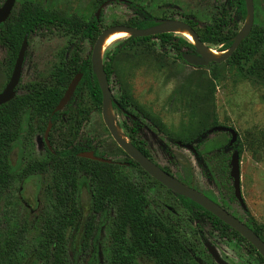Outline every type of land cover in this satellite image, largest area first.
Masks as SVG:
<instances>
[{
  "label": "rangeland",
  "instance_id": "rangeland-1",
  "mask_svg": "<svg viewBox=\"0 0 264 264\" xmlns=\"http://www.w3.org/2000/svg\"><path fill=\"white\" fill-rule=\"evenodd\" d=\"M20 1L15 0L12 12L17 11ZM29 1L65 17H79L84 21L96 14L102 4V0ZM134 1L154 16L163 18V22L177 20L200 26L211 23L217 17L225 0ZM3 2L4 0H0V4ZM253 12V26L264 30V0H253ZM130 15V10L123 4L110 2L105 3L98 13L103 30L128 26ZM245 24L246 20L240 23L235 31L241 30ZM172 34L181 36L175 32ZM127 37L117 41L101 54L103 63L108 61L115 46ZM79 41L73 32L57 27L34 33L25 52L26 60L18 93H25L27 83L42 84L49 80L52 71L68 61L75 43ZM80 46L79 54L81 59H84L90 54L92 45L88 40H84L80 42ZM4 54V48L0 46V64ZM220 55L217 52L210 57ZM111 67L109 86L112 95L118 99L124 94L129 103L127 112L142 122L141 132H131L135 140L143 143L150 154V160L161 167H168L174 177L197 189L244 222L246 216L243 209L233 197L232 179L229 173L220 170L222 160L227 157L230 159L236 149L245 209L257 224H264V59L254 63V73L239 71L236 66L229 64L214 69L215 76L212 77L211 68H197L182 62L170 45H162L154 38L148 42L121 48L114 56ZM197 70L205 71L213 82L212 115L206 121V129L211 124L234 129L237 139L230 146V137L225 131H209L205 137L197 139L200 117L195 108L189 105L190 101L185 94L175 93L181 87L191 91L194 89V82L198 80ZM4 83L5 76L0 68V88ZM203 91L204 86L200 85L199 92ZM82 95L83 97L79 94L73 95L64 107L63 117L53 129L50 127L48 139L51 148H66L73 142L86 138L105 157L123 162L128 156L109 135L101 109L91 106L87 96L84 93ZM80 100L88 107L89 117L82 123L76 135L74 123L68 118V113L74 110ZM109 112V118L119 128L120 135L130 143L120 128L121 124L130 127L128 118L114 110ZM22 119L24 118H16L8 126L9 132H14L20 137L21 144H7L10 148V162L17 166V170L0 195V264H50L44 235L47 221H53L54 217L57 219L59 214L57 201L46 187L52 181L51 174L45 171L39 176L36 173L28 176L24 172L27 165L43 159L44 124L32 117L28 121L29 125L24 127ZM171 136L181 138L185 144L197 146L201 153L200 160L197 161L188 149L174 146L169 141ZM188 140L192 142H186ZM233 145L240 147V150ZM121 172L128 180L142 188L148 201V211L174 230L193 264H219L210 256L205 243L216 249L224 264H263L246 242L238 241L235 237H220L208 228L198 232L174 192L154 184L137 169L126 166L121 168ZM78 197L83 206L88 204L86 186L79 189ZM113 218L114 210H110L98 235L97 258L100 264H109V232ZM262 236L264 238V229ZM89 253L88 251L79 263L87 264ZM133 264L155 263L139 259Z\"/></svg>",
  "mask_w": 264,
  "mask_h": 264
},
{
  "label": "trees",
  "instance_id": "trees-1",
  "mask_svg": "<svg viewBox=\"0 0 264 264\" xmlns=\"http://www.w3.org/2000/svg\"><path fill=\"white\" fill-rule=\"evenodd\" d=\"M104 2L121 3L126 6L131 12L128 26L149 28L163 22V18L154 16L134 0L101 1V3ZM246 16L244 0H225L219 8L217 17L211 23L198 26L196 23L190 22L189 25L201 43L207 48L220 52L229 48L238 33L235 29L245 20ZM52 27L67 29L77 35L80 41L75 43L68 61L52 72L53 83L49 87H41V84L36 82L31 83L26 94L16 96L9 102L0 105V195L17 170V166L10 162V148L7 145L10 142H13L12 145L21 144L20 137L8 130V126L14 119L23 117L25 127L29 125L28 121L32 117L36 118L39 122H43V130L48 120H51L55 125L56 118L65 110L53 114L52 111L76 73H81L82 77L74 96L79 94L83 97L82 93H84L91 106L101 108L102 105V94L96 74L90 64V54L84 59H81L79 54L80 42L88 40L93 45L102 32L101 21L96 19L95 15L84 21L79 17H65L55 11H49L29 0H21L17 11L11 12L8 19L0 24V42L7 46L8 68L11 69L25 35L29 37ZM154 38L158 39L162 45H170L177 58L182 62H184L182 52L197 53V48L191 42L183 36H174L172 33L145 37L129 35L115 46L108 61L104 63L107 77L110 78L112 74V61L121 48L148 42ZM263 59L264 30L261 27L253 26L249 34L225 62L212 61L206 67L212 69V77L215 76L214 69L229 64L236 66L239 71L254 73V63L263 61ZM196 72L198 80L194 82V89L191 91L190 89H181V87L175 93L185 94L191 102L189 105L194 107L199 115L201 121L196 138L200 140L209 131H212L215 125L211 124L206 129V121L212 115L213 90L211 83L213 82L205 71L197 70ZM200 85L204 86L202 93L199 92ZM128 105V99L124 94L111 102V108L117 113H121L122 109L126 110ZM69 116L74 123V133L78 135L82 122L88 119V107L80 100ZM128 120L130 130L128 131L126 127L120 128L130 143L151 159L143 143L135 140L131 132V130L139 132L142 126L139 118L134 119L132 116H128ZM24 127L22 126L21 129ZM169 141L174 146L183 147L185 145V141L179 137L171 136ZM186 142L191 143L192 140ZM233 146L240 150V147ZM193 147L196 151L194 157L199 161L201 153L197 146ZM20 149L22 150L21 147ZM87 150H93L95 155L105 157L86 138L57 150H49L45 144L43 159L30 163L24 171L28 176L35 173L39 176L45 171L51 174L52 181L46 187L57 201L59 214L57 219L54 217L53 221H47L44 235L50 264H81L80 260L88 251L90 256L87 264H100L97 258L98 235L110 210H114V218L109 232V264H133L135 260L139 259L150 260L155 264H193L174 230L158 216L148 211V201L142 188L128 180L122 174L121 168L128 166L137 169L154 184L165 187L151 178L129 157L123 162L113 160L110 163H105L78 156V153ZM162 168L171 174L168 167ZM228 168L229 157L220 163L221 172L229 173ZM203 174L208 175L206 172ZM82 186H86L88 189L89 201L86 206L82 205L78 197L79 189ZM175 195L186 209L190 220L195 223L198 232H203L205 228H208L210 232H216L220 237H235L238 241L246 242L264 264V258L255 247L235 229L189 198L179 194ZM243 212L246 216L244 222L264 241L262 236L264 224H257L248 210L243 209ZM9 264L25 263L12 262Z\"/></svg>",
  "mask_w": 264,
  "mask_h": 264
},
{
  "label": "water",
  "instance_id": "water-1",
  "mask_svg": "<svg viewBox=\"0 0 264 264\" xmlns=\"http://www.w3.org/2000/svg\"><path fill=\"white\" fill-rule=\"evenodd\" d=\"M15 0H4V2L0 5V23H3L8 18L9 14L11 13V10L14 6ZM246 4V11H247V17H246V24L245 26L238 32L234 40L232 41L230 47L227 49L226 52H220L222 53L218 57H210L205 53V50L207 47L199 41L197 38L194 30L190 27V25L177 21V20H169L166 22H161L160 24L156 26H152L149 28H135L131 26H116L113 28H107L104 29L97 39L95 40L91 53H90V64L93 69V71L96 74L101 94H102V105H101V113H102V119L103 122L110 133L111 137L115 141V143L118 145V147L133 161H135L140 168L146 172L151 178L156 180L158 183H160L162 186H164L166 189L174 192L175 194H179L181 196L187 197L190 200L194 201L198 205H200L202 208L210 212L212 215L217 217L219 220L224 222L225 224L229 225L231 228L235 229L238 233H240L255 249L258 251V253L264 258V241L250 228L247 226V224L234 215H232L230 212H228L226 209L221 207L216 202L212 201L208 197H206L204 194H202L197 189L186 185L173 175L169 174L168 172L164 171L161 167H159L157 164L153 163L148 157H146L141 151H139L133 144L127 142L124 137H122L119 133V128L117 125L110 120V118L107 117V112L111 109V102L114 101L112 97L111 90L109 88V83L106 77V73L104 70V64L102 62V57L100 54V47L102 45L104 37L114 31V30H125L129 31L130 35H133L135 37H145V36H151L156 34H162V33H172L177 28H184L188 30V32L191 34L194 45L197 48V53H190V52H183L182 53V59L185 61V63L191 65V66H206L210 62H224L227 60L232 53L236 50V48L240 45L241 41L249 34L252 24H253V1L252 0H245ZM102 4L101 6H103ZM101 8V7H100ZM100 8L97 10L95 16L98 19V13L100 11ZM27 48V37L24 36L22 43L20 45L19 51L17 53L15 63L13 65V69L9 78L8 83L4 87V89L0 92V105L3 103H6L10 101L14 95H15V86L17 85L21 69H22V63L24 60V53ZM81 77L80 73H77L73 76L71 81L69 82L67 88L65 89V92L57 105L55 106L53 113L61 110L63 106L66 104V102L70 99L79 79ZM51 123L49 122L47 124V127L43 134V140L48 148H50L49 141L47 139L48 131L50 129ZM213 130L217 131H228L230 133V141L228 145H232L236 141V132L227 127L222 126H215ZM184 148L191 151L193 154L196 152L195 148L191 144H185L183 145ZM79 157L87 158L99 162H105L110 163L111 159L96 156L93 151H83L78 153ZM229 176L232 179V188H233V196L238 201L240 207L242 209L246 208V205L244 203V200L242 198L241 194V187H240V172H239V162H238V151L235 149L229 160ZM205 246L210 254V256L219 264H224L223 260L220 258L219 254L217 253L216 249L211 246L208 243H205Z\"/></svg>",
  "mask_w": 264,
  "mask_h": 264
},
{
  "label": "flooded vegetation",
  "instance_id": "flooded-vegetation-1",
  "mask_svg": "<svg viewBox=\"0 0 264 264\" xmlns=\"http://www.w3.org/2000/svg\"><path fill=\"white\" fill-rule=\"evenodd\" d=\"M245 1V0H244ZM253 1V0H252ZM105 3H107V2H104V3H102V4H105ZM2 4V3H1ZM0 4V5H1ZM101 4V5H102ZM100 7H102V6H100ZM99 7V8H100ZM98 8V9H99ZM97 9V10H98ZM101 9V8H100ZM11 12H12V10H11ZM11 14V13H10ZM10 14H9V16H10ZM95 15V14H94ZM8 16V17H9ZM96 17V16H95ZM247 17V16H246ZM253 18H254V12H253ZM8 19V18H7ZM6 19V20H7ZM97 19V18H96ZM98 19H99V17H98ZM245 20H246V18H245ZM245 20L242 22V23H244L245 22ZM5 22V21H4ZM3 22V23H4ZM1 24V23H0ZM252 27H253V24H252ZM144 29V28H143ZM102 31H103V29H102ZM240 31V30H239ZM238 31V32H239ZM238 34V33H237ZM33 35V34H32ZM32 35H30L29 37L27 36V35H25L26 37H27V46H28V42H29V39L31 38V36ZM152 36V35H151ZM236 37V36H235ZM234 40V39H233ZM190 42V41H189ZM194 45V44H193ZM0 46H2L3 48H4V51H5V54H4V59L2 60V62H1V67L0 68H2V71H3V74H4V76H5V83H4V85L0 88V92L4 89V87L6 86V84L8 83V81H9V78H10V75H11V72H12V69H13V65H14V63H15V60H14V62H13V65H12V67H11V69H9L8 68V66H7V46H6V44L5 43H2V42H0ZM93 46V45H92ZM195 46V45H194ZM196 47V46H195ZM230 47V46H229ZM27 49V48H26ZM208 49V48H207ZM213 50V49H212ZM227 51V49L225 50V51H223V52H226ZM25 52H26V50H25ZM220 52H222V51H220ZM91 53V52H90ZM183 53V52H182ZM190 53H192V52H190ZM194 54H196V53H194ZM16 59V58H15ZM25 60H26V53H24V60H23V63H22V69H23V65H24V63H25ZM184 61V60H183ZM226 61V60H225ZM224 61V62H225ZM103 62V61H102ZM185 62V61H184ZM218 63H221V62H218ZM104 64V63H103ZM187 64V63H186ZM189 65V64H188ZM61 66V65H60ZM191 66V65H190ZM207 66V65H206ZM59 67V66H58ZM195 67V66H194ZM196 67H198V66H196ZM199 67H205V66H199ZM57 68V67H56ZM55 68V69H56ZM22 69H21V74H22ZM54 69V70H55ZM53 70V71H54ZM105 70V69H104ZM52 71V72H53ZM106 73V72H105ZM21 74H20V78H19V81H18V83H17V85L15 86V88H14V90H15V95H14V97H16V96H19L20 94L18 93V86H19V83H20V79H21ZM77 74V73H76ZM81 74V73H80ZM81 77H82V74H81ZM81 77H80V79H81ZM106 77H107V74H106ZM80 79H79V81H80ZM107 80H108V83H109V78L107 77ZM71 81V80H70ZM79 81H78V83H79ZM53 83V79H52V73H51V75H50V77H49V80H47V81H45V82H43L42 84H41V87H49L51 84ZM78 83H77V85H78ZM29 84H31V83H29ZM29 84L27 83L26 85H25V88H24V91H25V93L24 94H26L28 91H29ZM38 84H40V83H38ZM77 85H76V87H75V89H74V91H73V93H72V95H71V97L74 95V93H75V90H76V88H77ZM109 88H110V86H109ZM111 90V89H110ZM101 91V90H100ZM111 93H112V91H111ZM23 95V94H22ZM13 97V98H14ZM71 97H70V99H71ZM74 97V96H73ZM72 97V98H73ZM112 97H113V95H112ZM12 98V99H13ZM11 99V100H12ZM113 99H114V101H115V98L113 97ZM69 101V100H68ZM67 101V102H68ZM114 101H112V102H114ZM9 102V101H8ZM67 102H66V104H67ZM7 103V102H6ZM4 104V103H3ZM65 104V105H66ZM2 105V104H1ZM65 105L63 106V108L61 109V110H59V111H57V112H61V111H63L64 110V107H65ZM101 109V108H100ZM112 109V108H111ZM113 110V109H112ZM55 113V112H54ZM71 112H69L68 113V118L70 119V120H72L71 118H70V116H69V114H70ZM52 114H53V111H52ZM123 117H127L128 118V116H132L134 119L136 118V116H133V115H131V114H129L128 112H127V109L126 110H124V109H122L121 110V113H120ZM61 117H63V114H62V112L58 115V117L56 118V123L58 122V121H60V118ZM89 117V116H88ZM87 120V119H86ZM73 121V120H72ZM85 121V120H84ZM83 121V122H84ZM140 121V120H139ZM51 123V125H50V127H52L51 129H53V127L56 125V123H55V125H53V123L51 122V120H48L47 121V124L48 123ZM82 122V123H83ZM141 122V121H140ZM47 124H46V126H45V129H46V127H47ZM141 124H142V122H141ZM82 125V124H81ZM120 126V125H119ZM216 126H218V125H216ZM81 127V126H80ZM120 127H126L124 124H121V126ZM215 126H213V128H214ZM222 127H227V128H231V127H228V126H222ZM127 129H128V131L130 130L128 127H126ZM142 128H143V124H142V126H141V128L139 129V132H141L142 131ZM45 129H44V131H45ZM232 129V128H231ZM50 130V129H49ZM234 130V129H233ZM43 131V132H44ZM79 131H80V129H79ZM212 131H217V130H213L212 129ZM235 131V130H234ZM138 132V133H139ZM225 132H227L228 133V135H229V137H230V133L228 132V131H225ZM109 135H110V133H109ZM237 135V134H236ZM111 136V135H110ZM112 138V137H111ZM231 138V137H230ZM47 139H48V135H47ZM113 139V138H112ZM236 139H237V137H236ZM80 140V139H79ZM79 140H77V141H79ZM48 141H49V139H48ZM229 141H230V139H229ZM115 142V141H114ZM42 143H43V145H44V149H45V142H44V140H43V138H42ZM229 143V142H228ZM50 145V144H49ZM47 146V145H46ZM49 150H52V148H51V145H50V148H48ZM87 151H89V150H87ZM91 151H93V150H91ZM44 152H45V150H44ZM94 153V152H93ZM96 156H98V155H96ZM101 157V156H100ZM105 158V157H104ZM108 159H110V158H108ZM230 160V159H229ZM113 160H111V162H112ZM115 162H117V161H115ZM156 164V163H155ZM159 166V165H158ZM159 167H161V166H159ZM162 168V167H161ZM163 169V168H162ZM164 170V169H163ZM165 171V170H164ZM170 174V173H169ZM172 175V174H171ZM187 185V184H186ZM238 202V201H237Z\"/></svg>",
  "mask_w": 264,
  "mask_h": 264
},
{
  "label": "bare ground",
  "instance_id": "bare-ground-1",
  "mask_svg": "<svg viewBox=\"0 0 264 264\" xmlns=\"http://www.w3.org/2000/svg\"><path fill=\"white\" fill-rule=\"evenodd\" d=\"M174 32L176 34L183 36L184 38H186L191 43H193V44L195 43L191 34L188 32V30H186L184 28H177L174 30ZM129 33H130L129 31H125V30H114V31L108 33L103 39L102 45L100 47V54H103L110 46L115 44L117 41L127 37L129 35ZM205 53L209 56L211 54H217V52L215 53L211 49H206ZM220 54H222V53H220ZM109 115H110V112L108 111L107 112L108 118H109Z\"/></svg>",
  "mask_w": 264,
  "mask_h": 264
}]
</instances>
